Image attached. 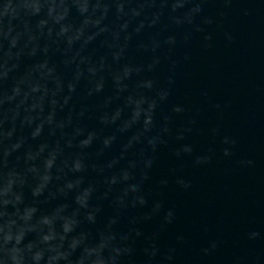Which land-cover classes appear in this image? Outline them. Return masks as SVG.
I'll return each mask as SVG.
<instances>
[{
	"label": "water",
	"instance_id": "1",
	"mask_svg": "<svg viewBox=\"0 0 264 264\" xmlns=\"http://www.w3.org/2000/svg\"><path fill=\"white\" fill-rule=\"evenodd\" d=\"M0 264H264V0H0Z\"/></svg>",
	"mask_w": 264,
	"mask_h": 264
},
{
	"label": "clouds",
	"instance_id": "2",
	"mask_svg": "<svg viewBox=\"0 0 264 264\" xmlns=\"http://www.w3.org/2000/svg\"><path fill=\"white\" fill-rule=\"evenodd\" d=\"M46 239H47V237H46Z\"/></svg>",
	"mask_w": 264,
	"mask_h": 264
}]
</instances>
